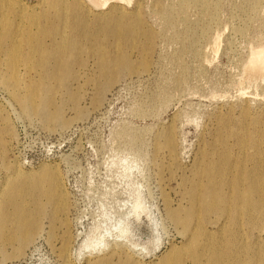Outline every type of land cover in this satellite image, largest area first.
Here are the masks:
<instances>
[{
    "label": "rangeland",
    "instance_id": "374dc122",
    "mask_svg": "<svg viewBox=\"0 0 264 264\" xmlns=\"http://www.w3.org/2000/svg\"><path fill=\"white\" fill-rule=\"evenodd\" d=\"M17 1L33 13L0 6V264L262 261L264 208L238 194L264 186V78L246 69L264 0ZM18 168L28 198L3 187Z\"/></svg>",
    "mask_w": 264,
    "mask_h": 264
},
{
    "label": "bare ground",
    "instance_id": "6f19581e",
    "mask_svg": "<svg viewBox=\"0 0 264 264\" xmlns=\"http://www.w3.org/2000/svg\"><path fill=\"white\" fill-rule=\"evenodd\" d=\"M99 1L100 0H94V2H99ZM104 1L109 2L110 0H102V5L105 4ZM0 6L1 7L17 6L21 15H23L25 11H31L33 13V10H28L29 8L27 9V7H25L22 3H19L17 0H0ZM28 49L30 50V46H28ZM247 64L248 65L246 66V69H249V71L251 70V72L254 70H257V71L260 70L262 72L263 78H264V47L259 46V47L251 48ZM102 66H104V65L102 64ZM263 164H264V161H263ZM30 180H31V177H30L29 173L22 171L21 169L18 168V169H15V172L12 174V176L10 178L7 177L6 180H4L3 187L5 188L9 184H11L13 186L12 187L13 194H16V193H18V191H21V192L25 193V194L21 195L22 198H28L27 196H29V194L32 191V186L28 184L30 182ZM11 185H9V187ZM22 185H27V186H25L21 189ZM261 185H262V179L260 178V176L259 177L257 176L253 179L252 184L250 186L252 188H254L258 193H260V194L262 193L264 195V186L263 185L261 186ZM57 186L60 187L59 182H57ZM259 187H260V189L257 190ZM252 188H248L246 193L238 194V198H241L244 201L245 205L249 206L251 209H255L258 213H262V210L264 208V204H263L264 201L257 206H251L249 204L248 198H251V196H252V190H251ZM43 195H45L49 199L54 196V194L51 193L50 191H46V192L40 191L39 196L42 197ZM209 195L212 196V200H210V202H213V204H214V202L220 201L219 198H216V196H219V193L216 190L214 191V189H212L210 191ZM204 198H207V197H204ZM23 204H24L23 202H15V206H17L16 209L19 211L16 210L17 211L16 213H10L9 215H10V217H13V219L16 222V228H15L14 232H12V233L14 235L15 234L21 235V242L24 244L25 242H28L29 239H31L32 235H33V233H32L33 230L31 231L27 228V222L29 223L28 217L31 221L30 217L32 216L33 210H31L29 207H24ZM61 205H62V203H61ZM57 207L59 208L58 204H57ZM57 207H51L50 216L52 218H54L56 216V213L58 212ZM63 209L64 208L62 206H60L59 211L62 212ZM36 210L38 213H41V214H45L47 212V208L43 207L41 202H39V204L37 203ZM204 210L205 211L213 210V207L209 204V200L206 201ZM26 214H28L30 216L26 217ZM249 217H250V215H249ZM3 225H4V219L0 218V236H1V233H3V229H2ZM254 239H255V244L261 245L260 240L264 241V230L259 229V231L255 234ZM261 248H263V247L258 246V250H256V249H253V250L256 252L259 251L262 255H264V249H261ZM199 254H201V251H199L198 253H195V254L192 253L191 255H189L190 258L193 257L192 264L196 263L195 259ZM6 257H7V254H6ZM256 260L258 261L256 264H264V258L262 259V261H260L259 258H256ZM175 264H180V263L176 262Z\"/></svg>",
    "mask_w": 264,
    "mask_h": 264
}]
</instances>
